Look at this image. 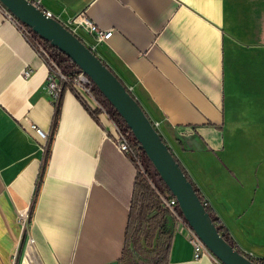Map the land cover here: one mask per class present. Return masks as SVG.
<instances>
[{"label":"crops","instance_id":"0c3cea01","mask_svg":"<svg viewBox=\"0 0 264 264\" xmlns=\"http://www.w3.org/2000/svg\"><path fill=\"white\" fill-rule=\"evenodd\" d=\"M32 1L82 42L91 40L84 20L112 31L96 55L156 124L241 252L264 260V151L258 142L252 160L248 137L264 133V122L230 120L223 74L229 28L248 0ZM47 73L0 13V264H118L136 169L109 141L110 119L92 116L70 91L46 148L30 126L50 135ZM187 235L175 222L168 264H214L193 258Z\"/></svg>","mask_w":264,"mask_h":264},{"label":"water","instance_id":"95a60500","mask_svg":"<svg viewBox=\"0 0 264 264\" xmlns=\"http://www.w3.org/2000/svg\"><path fill=\"white\" fill-rule=\"evenodd\" d=\"M26 28L66 56L85 74L119 115L160 180L176 199L187 226L222 264H255L234 250L217 232L204 206L172 153L128 88L75 34L29 0H0Z\"/></svg>","mask_w":264,"mask_h":264},{"label":"rangeland","instance_id":"374dc122","mask_svg":"<svg viewBox=\"0 0 264 264\" xmlns=\"http://www.w3.org/2000/svg\"><path fill=\"white\" fill-rule=\"evenodd\" d=\"M248 2L246 10L239 15L237 29L229 28L232 36L226 43L224 53L223 74L226 115L234 124L264 122V47L256 46L261 41L264 42V30H262L264 25L261 24L264 23V0H248ZM89 37L91 40H87L86 43L90 44V48L95 52V48L101 44L96 43L92 35L89 34ZM86 43L84 42V44ZM246 44L250 47H247ZM33 46L37 51L40 47L43 49L40 43L33 42ZM87 46L89 47V45ZM43 51L48 55L44 49ZM48 58L49 60L45 57L49 63L51 60L49 55ZM84 104L96 117L103 114L110 121L112 120L101 104L92 107L87 106L85 102ZM125 134L131 141H134L132 135ZM248 137L252 160H255L260 156L256 149L258 142H262L258 145L264 151V133L251 130ZM142 164L145 171L152 175V183L160 186L157 177L153 176L154 168L148 164V159L144 153ZM178 212L181 215L179 209ZM174 223L175 220L168 216L166 219L167 227H172ZM151 234L153 232L147 234L143 230L136 232L131 229L125 244V251L118 264H163L162 254L155 249L158 240L157 233H155V238Z\"/></svg>","mask_w":264,"mask_h":264},{"label":"trees","instance_id":"16d2710c","mask_svg":"<svg viewBox=\"0 0 264 264\" xmlns=\"http://www.w3.org/2000/svg\"><path fill=\"white\" fill-rule=\"evenodd\" d=\"M29 1L32 4H36L32 0H29ZM28 31L31 33L32 40L41 44L43 49L48 53L51 60L54 61L60 67V69L62 70V73L65 76L72 77V76L77 75L80 72L79 68L75 64H73L66 56H64L58 50L53 48L48 42L42 40L37 35L33 34L30 29ZM29 44L34 49V46L30 40H29ZM103 64L113 73V71L104 62ZM93 92L95 94V97L98 103L101 104L105 108L107 114L114 121V123L124 133L131 135V133L129 132V130L127 129V127L125 126L121 118L119 117V115L110 106V104L100 95V93L98 92V90L96 89L94 85H93ZM128 92L130 95H132L130 91ZM60 109H61V98L59 102L54 105V117L52 120L50 135H48V142L46 144V148L49 147V143H50L49 138H51V136L53 135V133L55 132L57 128L58 119L60 116ZM90 114L94 116L93 112H91ZM162 141L165 143L163 139ZM172 156L175 162L179 165L187 181L191 184L195 194L197 195L201 204L204 206L205 211L208 213L219 235L234 250H236L239 254L243 255L245 258H247L251 262L255 264H264V260H257V259L251 258L250 256L241 252L238 245L234 242V240L230 236L228 230L220 222L216 214L211 209L209 203L204 199V197L202 196L199 189L196 187V185L194 184V182L192 181V179L190 178L186 170L182 167L180 162L175 158L173 154ZM148 164L151 165L149 161H148ZM44 167H45V160H44V163L42 164V167L40 168V172L38 175V181L36 183V193L38 191V188L41 182V178L44 172ZM145 173L148 179L152 182L151 180L152 175L148 174L147 171H145ZM153 174H154L153 176L157 177L158 182L160 184V186L153 184L156 190L160 192H169L166 186L160 180L155 170L153 171ZM168 216H170L169 212L160 206V200L156 194V191L150 186L146 176L136 173L135 181H134L133 196H132V200H131L130 207H129L128 223H127L126 233H125V244L127 242V238L129 236L131 229L135 230L136 232L143 230L147 234H149L150 232H153V234H151L153 238H155V233H157L158 240L156 241L155 249L158 253L162 254L161 256H163V264H168V255H169V250H170V245H171V239L174 233V224L170 228H168L166 225V219L168 218ZM162 236H164L163 240H161ZM125 244H124L122 254L125 251Z\"/></svg>","mask_w":264,"mask_h":264},{"label":"built area","instance_id":"2783aa9c","mask_svg":"<svg viewBox=\"0 0 264 264\" xmlns=\"http://www.w3.org/2000/svg\"><path fill=\"white\" fill-rule=\"evenodd\" d=\"M0 13L8 22L12 23L20 31V33L28 43L29 40L32 42V44L33 42L37 43L36 41L32 40L31 33L28 31L29 29L21 24L1 3ZM47 15L50 16L49 13H47ZM84 21V26L87 28L89 34L94 37L96 43L103 44L111 37V30L101 31L89 21ZM34 50L36 52V55L40 57L46 64L48 73L46 77L45 88L51 102L54 105L59 102L62 94L65 91L74 93L85 102H91L96 106L100 105L96 100L95 94L93 92V83L85 74L79 72L77 75L72 77L65 76L54 61L50 60L49 63L48 61H46L45 57L49 60L48 55L43 51L41 47L39 48V51H37L35 48ZM23 75L24 77H27L29 75V72L25 71ZM111 124L112 132L108 135L109 141L113 144L118 153L122 154L133 163L136 169V173L146 176L149 184L156 191V194L160 200V206L169 212L170 216L175 220V222L180 223L187 228V237L192 246L193 258L195 260H201L204 257H208L213 261L214 264H222L208 251V249L200 241L197 235L187 226L183 217L178 212V203L176 199L169 192H160L156 190L153 183L148 179L142 164L143 151L140 146L136 142L131 141L126 136V134L114 123V121L111 120ZM30 128L38 138H40L44 142L47 141L48 133L44 132L35 125H31ZM27 218L28 216L25 214L23 217V221H27Z\"/></svg>","mask_w":264,"mask_h":264}]
</instances>
